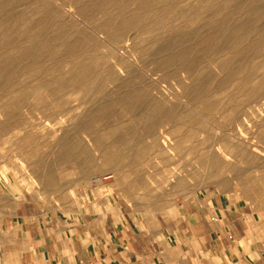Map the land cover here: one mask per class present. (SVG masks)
<instances>
[{
    "label": "rangeland",
    "instance_id": "1",
    "mask_svg": "<svg viewBox=\"0 0 264 264\" xmlns=\"http://www.w3.org/2000/svg\"><path fill=\"white\" fill-rule=\"evenodd\" d=\"M249 7L260 16L251 22L241 20L240 13ZM133 17L139 22L129 24L127 20ZM219 19H227L225 33H233L236 26L243 32L252 29L249 37L242 39L245 47L251 45L255 33L264 27V0L4 3L0 8V187L16 201L25 199L44 212L73 211L89 205L101 211L104 206L115 209L122 204L133 211L141 208L145 214H171L172 203L178 201L195 202L200 197L215 204L211 199L213 195L217 199V185L228 198L225 203L231 211L245 212L246 217L253 212L251 247L253 258H261L264 95L256 94L246 103L257 109L260 120L250 127L238 126L232 114L235 105H241L264 76V40L260 55L251 57L250 45L244 47L246 57L236 59L242 63L238 79L218 86L225 80L220 62L233 58L230 42L226 43L223 36L208 37L216 30L211 23ZM41 33L48 38L59 36L67 45L52 61L44 59L51 69L39 76L25 69L33 66L30 60L11 67L6 64L10 56L23 51L33 35L39 40ZM185 48L191 52L189 62L181 64L183 61L173 56ZM81 58L93 69L86 77L114 67L116 80H105L102 89H58L62 79L76 73L70 72V64ZM207 79L210 87L206 89L203 82ZM125 100L135 104L133 113L121 104H126ZM74 139L88 159L83 165L69 150ZM123 151L136 155L134 162L128 164L129 159L124 158L121 166H114V155ZM121 174L126 181L144 179L164 201L159 207L148 205L138 197L144 188L114 183ZM98 177L102 182L93 181ZM180 179L186 186L175 185ZM220 179L224 180L222 187L217 183ZM52 181L56 184H50Z\"/></svg>",
    "mask_w": 264,
    "mask_h": 264
},
{
    "label": "crops",
    "instance_id": "2",
    "mask_svg": "<svg viewBox=\"0 0 264 264\" xmlns=\"http://www.w3.org/2000/svg\"><path fill=\"white\" fill-rule=\"evenodd\" d=\"M126 180L121 174L114 183L144 188L138 197L148 205L164 201L144 179ZM175 183L186 186L182 179ZM215 187V204L200 197L178 201L171 214H145L122 204L44 212L0 187V264H264V255L253 258V212L246 217L231 211Z\"/></svg>",
    "mask_w": 264,
    "mask_h": 264
},
{
    "label": "bare ground",
    "instance_id": "3",
    "mask_svg": "<svg viewBox=\"0 0 264 264\" xmlns=\"http://www.w3.org/2000/svg\"><path fill=\"white\" fill-rule=\"evenodd\" d=\"M28 1V0H27ZM10 0H6L4 2H0V8L1 6L4 4V3H9ZM170 2V1H169ZM76 4V3H75ZM79 4V3H78ZM77 4V5H78ZM18 5V3H17ZM20 5V4H19ZM164 5V4H163ZM166 5V3H165ZM237 5V4H236ZM15 6V5H14ZM149 6V4H148ZM147 6V7H148ZM246 6V5H245ZM249 6V5H248ZM258 6V5H257ZM165 7V6H164ZM233 7V6H232ZM238 7V6H237ZM12 8V7H11ZM236 8V7H234ZM245 8V7H244ZM261 8V7H260ZM9 9V8H8ZM7 9V10H8ZM6 10V11H7ZM62 11V10H61ZM2 12V11H1ZM56 13V12H55ZM176 13V12H175ZM243 13V14H242ZM260 12H258L256 9L253 10V8H246V10L244 9V12H241L240 14H242L240 17L241 20H244V21H247V22H251V21H255L253 18L254 16H260L259 15ZM5 14V13H4ZM40 17V16H39ZM132 17V16H131ZM172 17V16H171ZM47 18V17H46ZM175 18V17H173ZM171 18V20L173 19ZM139 18L138 19H129L127 20L128 23L130 24H134V23H138L139 22ZM29 22V21H28ZM5 23V22H4ZM32 23V22H31ZM242 23V22H241ZM6 24V23H5ZM158 24V23H157ZM162 24V23H160ZM159 24V25H160ZM214 24L215 27H216V30L213 32V33H209L208 34V37L210 39H217L218 37L220 38V36H223L224 39L226 40V43H229L230 42V49H231V53L233 55V58H226L224 60H222L220 62V68L221 70H223L225 72V80L224 82L220 81L218 84V86L222 85L225 83V81H230V80H235L237 75L239 74V72L241 71V65L242 63H240L239 61L243 58L246 57V53H245V50H244V45H243V42L244 40H242L243 38H247L249 37V33L252 29H248L246 31H242L240 30V27H237L236 25V28H233V33L229 34L230 32L228 33H225L226 31L224 30L225 28V25L227 24V19H219V20H216L214 22L211 23V25ZM28 25V24H27ZM29 26V25H28ZM31 26V25H30ZM30 26L28 28H30ZM252 26V25H251ZM2 27V26H1ZM6 27V26H5ZM227 27V26H226ZM17 28V27H16ZM27 28V27H26ZM51 28V27H50ZM232 28V27H230ZM2 29V28H1ZM15 29V28H14ZM60 29V28H59ZM256 29V28H255ZM24 30V29H23ZM44 30V29H43ZM56 30V29H55ZM26 31V30H25ZM54 31V30H53ZM81 31V30H80ZM22 32V31H21ZM20 32V33H21ZM28 32V31H27ZM52 32V31H51ZM50 32V33H51ZM61 32V31H60ZM205 32V31H204ZM8 33V32H7ZM6 33V34H7ZM24 33V32H23ZM53 33V32H52ZM79 33V32H78ZM5 34V35H6ZM9 34V33H8ZM42 34V33H41ZM40 34V35H41ZM62 34V33H61ZM255 37L253 36V39L251 41V45L249 47V50H248V54H251V57L252 55L253 56H256V55H260L261 54V44L262 41L264 40V27L262 30H258L256 33H255ZM16 35V34H15ZM26 35V34H25ZM46 34H42L41 36H39V40L36 39L35 37L32 36V40H28L29 42H27L28 44L24 47L23 46V51L19 53V55H17L16 57H12L10 56L8 59H7V65H9L10 67L11 66H14L16 65V63L18 61H21V62H26L28 60H30L31 64H33V66L31 65L30 67L28 68H25L26 70H28V72H35L38 73L39 76H41L44 72H46L47 69H51L47 64L45 65V62L43 63L44 59L45 58H49L51 61L58 55L61 53V51H63L67 45L66 43H62L60 41H62V39H60L59 36H54L53 38H48L45 36ZM49 35V34H48ZM206 35V34H205ZM1 36V35H0ZM11 36V35H10ZM31 36V35H30ZM88 37V35H87ZM85 37V38H87ZM2 38V37H1ZM6 38V37H5ZM10 38V37H9ZM7 38V39H9ZM82 38V37H80ZM5 39V40H7ZM175 39V38H174ZM184 39V38H183ZM222 39V38H221ZM223 39V40H224ZM92 40V39H91ZM180 40V39H179ZM222 40V42H223ZM202 41V40H201ZM5 42V41H3ZM25 42V41H24ZM200 42V41H199ZM217 42V41H216ZM235 43L233 46L232 43ZM264 43V41H263ZM22 44V43H21ZM217 45V43H215ZM23 45V44H22ZM248 45V46H249ZM79 46V45H78ZM185 46V45H184ZM229 46V45H227ZM226 46V47H227ZM246 46V47H248ZM1 47V46H0ZM188 47V46H187ZM245 47V48H246ZM12 48V47H11ZM20 48V47H19ZM62 48H64L62 50ZM89 48V47H87ZM86 48V49H87ZM225 48V47H224ZM90 49V48H89ZM180 49V48H179ZM186 49V48H185ZM226 49V48H225ZM85 50V49H84ZM219 50V49H218ZM177 51V50H176ZM192 51V50H191ZM173 52V51H172ZM189 49L187 50H182V51H179L177 53L174 54L173 56V59L174 60H181L183 61L181 64L185 63L189 60ZM219 52V51H218ZM4 53V51H3ZM6 53V52H5ZM80 53V52H79ZM83 54V51L81 52ZM168 53V52H167ZM191 53V52H190ZM256 53V55H254ZM172 54V53H171ZM75 55V54H74ZM86 55V54H85ZM173 55V54H172ZM69 56V55H68ZM73 56V55H72ZM77 56H79L77 54ZM245 56V57H244ZM262 56V55H261ZM62 57V56H61ZM58 58V60L61 59ZM66 57V56H65ZM194 57V56H193ZM221 57V56H220ZM250 57V56H249ZM75 58V57H74ZM239 58V61L237 62L236 59ZM255 58V57H254ZM63 59V57H62ZM67 59V58H66ZM89 59V58H88ZM159 61V60H158ZM244 61V60H243ZM157 62V61H156ZM178 62V61H177ZM189 62V61H188ZM29 63V62H28ZM165 63H167L165 61ZM26 64V63H25ZM57 64V63H55ZM160 65H164V61L162 63L161 61V64ZM188 65V64H187ZM191 65V64H190ZM24 66V65H23ZM47 66V67H46ZM54 66V65H53ZM110 66V65H109ZM109 66H107L109 68ZM113 66V65H111ZM175 66V65H174ZM189 66V65H188ZM187 66V67H188ZM69 70L70 72L74 71L76 73H71V76L70 78H67L65 80L62 79L61 83H59V86L57 87L58 89L60 88H63V87H72L73 89H82V90H85V91H89V90H92L94 88H104L106 86V81L105 80H116V77H117V70L116 68L114 67H110L108 69V71L106 73H103V72H99L95 71V75L92 77V78H89V77H86V74L90 71H93V69H90V64H88L85 59H80L78 60L77 62H72V64H70L69 66ZM73 68L77 69V70H74ZM166 68V67H165ZM185 68V67H183ZM193 68V67H192ZM21 69V68H20ZM102 69V68H101ZM180 69V68H179ZM178 69V70H179ZM198 68H196L197 70ZM200 69V68H199ZM198 69V71H199ZM65 70V68L63 69ZM67 70V69H66ZM100 70V69H99ZM182 70V68L180 69ZM195 70V72H196ZM13 71V70H12ZM53 71V70H52ZM103 71V70H101ZM19 71L17 70V73ZM21 72V71H20ZM23 72V71H22ZM69 72V71H68ZM172 72H176V70H173ZM178 72V71H177ZM24 73V72H23ZM27 73V72H26ZM16 74V73H14ZM49 74V73H48ZM34 75V74H33ZM59 75V74H58ZM65 75V74H64ZM63 75V76H64ZM35 76V75H34ZM62 76V77H63ZM16 77V76H15ZM30 77V76H29ZM224 77V76H223ZM17 78V77H16ZM36 78V77H35ZM64 78V77H63ZM14 79V78H13ZM13 79L11 80L13 82ZM19 79V78H18ZM34 79V78H33ZM50 79V78H49ZM72 79V80H71ZM223 79V78H222ZM238 79V78H237ZM236 79V80H237ZM6 80V79H5ZM29 80V79H28ZM31 80V79H30ZM41 80V78H40ZM61 80V79H60ZM209 79H207L206 81L207 82H203V86L207 89L210 87V84L208 82ZM235 80V81H236ZM10 81V83H11ZM49 81V80H48ZM58 81V80H57ZM75 82L73 84H71V82ZM205 81V80H204ZM16 82V81H15ZM30 82H33V81H30ZM54 82V81H53ZM28 83V82H27ZM232 83V82H231ZM32 83H30L31 85ZM51 84V83H50ZM228 84V83H227ZM12 85V84H11ZM25 85V84H24ZM10 86V85H9ZM19 86V85H18ZM56 86V85H55ZM20 87V86H19ZM26 87V86H25ZM50 87V86H49ZM16 88V87H15ZM51 88V87H50ZM17 89V88H16ZM23 89V88H22ZM54 89V88H53ZM71 89V88H70ZM55 90V89H54ZM64 90V89H63ZM19 91V90H18ZM30 91V90H29ZM25 92V91H24ZM58 92V91H56ZM30 93V92H29ZM59 93V92H58ZM250 94L248 95V97L245 99V101L241 102L242 104L241 105H235V110L233 111V116H234V120L237 121L238 123V126H251V124H253L252 122L253 121H260L258 119L259 115H257V109H254L252 106L248 107V105H246V103H249V101L251 100L252 97H254V95L258 94V95H264V76L262 78V80L257 84V86L254 87L253 90H251L249 92ZM2 95V94H1ZM57 96V95H56ZM146 96V95H145ZM31 97V96H30ZM45 98V97H44ZM43 98V99H44ZM221 98V97H220ZM134 99V98H133ZM145 99V97H144ZM222 99V98H221ZM54 100V99H53ZM31 101V100H30ZM124 101V100H122ZM126 101V100H125ZM61 102V101H60ZM121 102V100H120ZM129 101H126V104L125 103H121L123 106L127 107L128 109V113H133V107L135 106L134 103V106L131 104L129 105V103H127ZM11 103V102H10ZM131 103V102H130ZM63 104V103H62ZM61 104V105H62ZM110 105V104H109ZM121 105V106H122ZM216 105V104H214ZM133 106V107H132ZM135 108V107H134ZM157 109V108H155ZM123 112V111H122ZM125 112V111H124ZM159 111L156 110V114L158 113ZM122 114V113H121ZM123 116V115H122ZM134 116V115H133ZM106 117V116H105ZM83 118V117H82ZM101 118H104V117H101ZM156 119V117H155ZM233 120V121H234ZM264 120V119H263ZM262 120V121H263ZM264 122V121H263ZM240 128V127H239ZM243 134V133H242ZM263 137H264V134H263ZM70 152L73 151L74 153H76L78 155V157H80V163L79 165H83L86 163V161L88 160L87 157H86V154L83 153V147L81 146L80 142L76 139H74L73 141H71L70 143ZM235 149L237 148L238 149V146H233ZM118 150V149H117ZM125 151V150H124ZM122 152V153H117L116 155H114V163L116 165L114 166H121V163L122 161L124 160V158H128L129 159V163H132V160L134 162V159L136 158V155L135 157L132 155V153H130L129 151L128 152ZM114 152V151H113ZM255 152V151H254ZM251 153V152H250ZM249 153V155H250ZM115 154V153H114ZM138 155V154H137ZM133 156V157H132ZM139 157V156H137ZM108 159V158H107ZM213 159V158H212ZM249 159V158H248ZM214 160V159H213ZM254 160V159H253ZM105 161H108V160H105ZM110 161V159H109ZM88 162V161H87ZM215 162H217V160L215 159ZM91 163V162H90ZM104 165V163H103ZM123 165V164H122ZM107 166V165H106ZM118 168V167H117ZM220 168V167H219ZM218 168V169H219ZM87 169V168H86ZM103 178L102 177H98V178H94L93 181H96L97 183H100L102 182ZM221 180V179H220ZM224 180H221V181H218V185L220 187L224 186ZM231 191V190H230ZM233 192V190H232Z\"/></svg>",
    "mask_w": 264,
    "mask_h": 264
}]
</instances>
